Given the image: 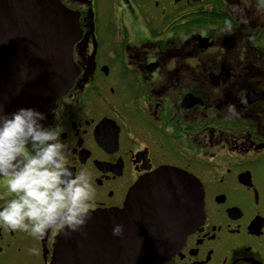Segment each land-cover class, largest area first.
Returning a JSON list of instances; mask_svg holds the SVG:
<instances>
[{"label":"flooded vegetation","instance_id":"1","mask_svg":"<svg viewBox=\"0 0 264 264\" xmlns=\"http://www.w3.org/2000/svg\"><path fill=\"white\" fill-rule=\"evenodd\" d=\"M59 1L78 19L79 72L42 123L65 129L69 166L89 173L91 213L122 208L143 175L181 169L202 185L203 216L155 264H264V15L248 7L241 23L239 0ZM61 230L0 227V264H54Z\"/></svg>","mask_w":264,"mask_h":264},{"label":"water","instance_id":"2","mask_svg":"<svg viewBox=\"0 0 264 264\" xmlns=\"http://www.w3.org/2000/svg\"><path fill=\"white\" fill-rule=\"evenodd\" d=\"M77 17L59 0H0V110L42 112L72 86L79 68ZM203 188L192 174L160 167L140 177L122 208L93 213L82 230L54 242V264H155L202 218ZM114 223L124 225L114 236Z\"/></svg>","mask_w":264,"mask_h":264},{"label":"clouds","instance_id":"3","mask_svg":"<svg viewBox=\"0 0 264 264\" xmlns=\"http://www.w3.org/2000/svg\"><path fill=\"white\" fill-rule=\"evenodd\" d=\"M253 6L264 15V0H239L231 13L247 23L245 10ZM232 29V20L225 19L220 31L230 34ZM46 115L33 107L0 110V177L11 194L0 206V227L27 232L37 240L54 228L65 229V235L82 230L91 218L94 195L89 173L74 172L68 164L70 149L61 139L65 129L59 123L43 124ZM123 232L124 225L114 223L113 235Z\"/></svg>","mask_w":264,"mask_h":264}]
</instances>
